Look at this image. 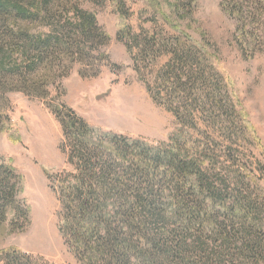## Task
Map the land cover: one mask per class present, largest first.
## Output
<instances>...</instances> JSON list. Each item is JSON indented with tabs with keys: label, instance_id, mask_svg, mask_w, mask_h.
<instances>
[{
	"label": "trees",
	"instance_id": "trees-1",
	"mask_svg": "<svg viewBox=\"0 0 264 264\" xmlns=\"http://www.w3.org/2000/svg\"><path fill=\"white\" fill-rule=\"evenodd\" d=\"M79 1L0 0V93L52 100L45 106L60 125L66 167L46 179L60 206L58 231L78 264H264L262 214L240 201L237 183L211 173L205 157L194 154V143H178L175 134L153 145L106 131L86 123L60 97L51 98L50 86L59 88L75 63L108 61L102 49L110 37ZM110 1L121 18L130 17L122 1ZM225 9L237 22L235 34L244 32L239 16ZM116 38L129 55L132 44L137 57L145 55V43L127 24ZM91 67L79 75L98 76L100 65ZM168 97L153 101L187 125L179 109L184 101ZM4 114L0 120L8 121ZM240 115L264 159L255 131ZM21 189V177L0 158V219L18 203ZM3 254L5 264H50L17 250Z\"/></svg>",
	"mask_w": 264,
	"mask_h": 264
},
{
	"label": "rangeland",
	"instance_id": "rangeland-1",
	"mask_svg": "<svg viewBox=\"0 0 264 264\" xmlns=\"http://www.w3.org/2000/svg\"><path fill=\"white\" fill-rule=\"evenodd\" d=\"M117 1L126 5L129 18H121L110 0L100 6L79 1L110 37L102 49L108 61L75 63L59 88L50 86L51 98L60 97L86 123L106 131L153 145L175 134L178 143H194V154L205 157L211 173L220 171V178L237 183L240 201H250L262 214L264 232V159L240 115H246L264 152V0ZM224 6L239 16L244 32L235 34L237 22ZM126 24L145 43L141 58L133 44L129 55L117 41ZM93 65H100L98 76L79 75L82 67L90 74ZM168 95L184 101L179 109L187 125L153 101H169ZM46 104L52 100L0 93V113L8 117L0 120V158L22 180L18 203L0 219V264L10 250L50 264H78L58 231L60 206L46 179L66 167L58 148L61 128Z\"/></svg>",
	"mask_w": 264,
	"mask_h": 264
}]
</instances>
